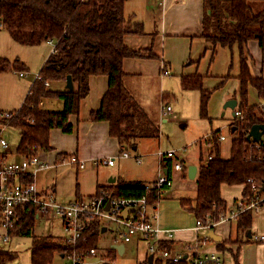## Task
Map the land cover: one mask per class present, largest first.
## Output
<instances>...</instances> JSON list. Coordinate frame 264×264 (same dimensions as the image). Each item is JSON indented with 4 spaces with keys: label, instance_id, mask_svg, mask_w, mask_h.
<instances>
[{
    "label": "trees",
    "instance_id": "16d2710c",
    "mask_svg": "<svg viewBox=\"0 0 264 264\" xmlns=\"http://www.w3.org/2000/svg\"><path fill=\"white\" fill-rule=\"evenodd\" d=\"M128 0H0V25L12 38L25 46L53 41L54 49L39 71L22 103L11 110L7 118L0 114V126L8 125L20 130L17 153L22 156L36 154L50 148L49 135L53 128L65 133L73 132L70 116L79 114L81 101L90 92V78L108 75L109 86L98 109L91 111L92 121H107L110 134L118 138L120 145L130 148L141 137H157L159 127L152 122L144 108L126 88L123 62L126 58H159L153 48H131L124 37L129 33H143L141 23L125 16ZM202 37L211 43L214 56L218 46L239 50L241 82L238 108L243 118H232L230 128L233 135L230 156L223 157L221 142L217 140L220 131H214L212 159L203 161L196 178L197 195L194 206L190 200L182 203L202 221L208 218L218 220L225 211L226 201L221 196L222 184H244V193L250 192L251 183L264 184V161L258 159L260 151L251 149L252 140L248 134L254 124L264 123V78L252 70L248 42L256 39L264 49V0H204ZM166 67V66H164ZM7 70H28L19 59L11 62L0 56V73ZM72 77L73 90L53 89L45 82H65ZM227 74L223 80L230 78ZM203 75H183L184 89H197L201 94V115L207 119L208 104L214 92L204 88ZM249 87L257 90L260 104L248 101ZM217 89V88H216ZM57 98L63 101L61 110L43 108L42 101ZM263 152V150H262ZM6 154L0 152V160ZM168 177L169 174L167 173ZM26 175L21 180L30 181ZM146 182L118 180L107 186H99L117 196H142L146 193ZM149 200L157 204L159 198L155 189L149 193ZM18 220L10 231L11 237L30 236L31 264H52L56 254L71 252L73 246L53 235L39 236L34 232L36 207L25 204L17 208ZM253 214L250 210L237 218L236 243L250 241L247 238L252 228ZM102 227L98 219L87 221L76 250L83 255L97 247ZM245 238V239H244ZM225 241L218 242L224 249ZM162 246L172 249L169 241ZM104 258L116 257V250L108 248ZM17 257L16 253L0 248V264H8ZM148 258L141 263L146 264ZM154 264H186L171 259L154 258Z\"/></svg>",
    "mask_w": 264,
    "mask_h": 264
},
{
    "label": "crops",
    "instance_id": "0c3cea01",
    "mask_svg": "<svg viewBox=\"0 0 264 264\" xmlns=\"http://www.w3.org/2000/svg\"><path fill=\"white\" fill-rule=\"evenodd\" d=\"M204 10V0H128L125 4L126 18L141 23L143 29V33L127 34L124 37L126 44L131 48L151 47L160 57L124 59V82L126 86H128L129 80H132L134 77H147L150 81H153V79L159 80L160 78L159 85L162 102L160 114L162 113L161 118L163 121H167L169 115H172L173 118H177L179 115L181 119L187 118L186 115L181 112L178 103L175 106L171 104L175 95L168 89L164 80H162L165 79V77L174 74V72L180 75V84L183 75H203L204 88L208 90L214 89V94L217 90L223 88L226 81L233 82V80H235V82H233L235 85L232 90L227 89L222 93H219H221L220 96L222 102L226 103L230 99H236L237 108L240 103L241 82L237 78V75L240 72L239 50L236 46L234 47L235 51L233 48L229 49L227 47L218 46L212 57V45L202 37ZM45 42L49 44V41ZM248 47L252 55V60L250 62L252 72L256 76H263L264 78V49L260 47L256 39L250 40L248 42ZM52 48L53 47H51L46 59L52 52ZM234 53H236V62L234 61ZM230 54L233 58H230ZM25 65L26 67L28 66L27 63ZM163 68L169 70V73L164 74ZM27 69H29V66ZM28 71L26 70L27 73H30ZM27 73L24 76H26ZM227 74H230L231 77L223 80V77ZM163 75L165 77H163ZM18 76L21 78L24 77L20 74ZM35 79L36 76L31 81L30 85ZM53 85H55L58 90L66 89V81L51 82L49 86L52 87ZM108 86V75L102 74L92 76L90 78V92L88 96L81 101L79 114L70 116V122L74 126L73 132L65 133L60 128L51 129L49 135L50 148L47 150H40L36 153L43 161L49 163L50 167L38 171L35 177V182L43 195L51 194L56 201L58 200L68 203L80 198L95 195L99 191V186L109 187V185L116 183L118 180L144 181L147 183L154 182L162 172L166 174L168 173L173 184L167 188L163 198L159 200L153 211L155 210L158 214L157 224L160 227L172 229L174 231V238L169 241L171 243L172 251L186 254L188 252L187 246L192 244L196 238L194 227L198 218L194 212L189 210L187 206L182 203V201L190 200L192 201V206L195 204V198L197 195L196 178L199 171V165L201 164V158L199 163H195L193 160L180 154L183 158V168L182 170H175L172 167L171 159L162 160L159 156L152 154L153 152H151V150L144 147L145 144H143L144 142L142 141L151 142L155 139H159L162 134L159 127L160 132L157 137L138 138L133 147L127 148L129 152L130 150L136 152L135 157H132L131 155V157L128 158H117L114 165L94 164V160L97 158L117 156L121 147L118 138L110 134V125L107 121H92L90 118L91 111L100 107L103 95L108 90ZM29 89H24L15 105L7 107V105L0 103V110L11 111L18 109L22 105ZM184 90L186 93L199 91L197 89ZM251 91L255 92L256 98H250ZM48 100L49 99L42 101V106L45 109L52 110L49 108L53 106L56 108L54 110H57L62 105L61 102H50ZM248 101L250 104L262 103V100L259 98L257 90L254 87H249ZM211 102L212 101H210L208 106L211 105ZM140 105L142 104L140 103ZM166 105L172 106V111L167 115L164 114V108ZM224 114L225 112L223 115ZM209 118L212 117L209 115ZM230 124L231 122L229 125ZM9 127L11 126L5 127L4 130H7ZM4 130L2 129L1 131L2 135ZM214 131L216 130L211 129V133ZM220 142L222 149V141ZM150 147L152 148L153 146ZM4 153L6 154V161H19L25 157L17 153V148L15 150L8 149ZM73 157L77 160L75 163L69 161L70 158ZM137 158H140V162H138ZM80 161L86 162L85 168L79 167ZM203 161L205 162V159ZM129 162H132L136 168H130L128 166ZM190 165H196L198 167L196 176L193 179L189 177L188 168ZM64 167H68L67 169L70 170L76 169L75 178L77 182L68 201L60 199V196L63 195L61 181L63 179L62 177L65 175L64 173L67 171L66 169L62 174V168ZM89 170L92 173L94 184L92 188H84L82 190V188H80L79 177L82 172ZM178 182L180 183V186L178 189H175V185ZM191 182L194 185L195 193H191L185 188ZM244 188V184H222L221 196L227 203L225 210L227 208H232L235 202L243 195ZM252 214V228L247 234V238H249L250 241L244 243L235 242L237 238V219H233L231 221L219 223L213 228L217 234L222 236L221 241H225L224 249L220 248L218 242L214 240H212L214 246L209 248L222 250L224 256L229 252V255L233 259V264H264V239L260 240L256 238V236L264 235V206L257 213ZM43 215H39L36 211V220L39 217H44L46 221H51L55 216L54 213ZM233 223L235 224L234 236H232ZM104 226L105 225H101L102 228ZM105 227L106 230H101L99 233L98 240L99 237H104V234L110 230V226ZM208 232L209 230L201 231L202 234H207ZM46 235H53L63 239L65 236V234L56 235L53 233L40 234L39 236ZM229 239H231L232 244H229L228 242L226 243ZM137 241L144 246L143 257L140 261V263H143L150 254L148 250L149 241L143 240L141 237H137ZM115 245H120V248L121 245L124 246V249H122V253L120 254L125 253L127 249L125 243L112 242L109 247L118 252V250L114 248ZM61 256L63 257V255Z\"/></svg>",
    "mask_w": 264,
    "mask_h": 264
},
{
    "label": "built area",
    "instance_id": "2783aa9c",
    "mask_svg": "<svg viewBox=\"0 0 264 264\" xmlns=\"http://www.w3.org/2000/svg\"><path fill=\"white\" fill-rule=\"evenodd\" d=\"M1 28V25H0ZM54 49L53 41H49ZM27 72L20 71L24 76ZM163 73L168 74L169 70L163 68ZM36 78L41 79L39 74ZM47 86L50 83L45 82ZM172 106L166 105L164 114H169ZM1 116L11 117L12 112L9 110H0ZM233 118H243V113L239 108L234 109ZM8 125L0 126V152L9 149L8 140L3 137L1 131ZM214 134L205 136L203 146L213 148ZM224 134L217 136L218 141L225 140ZM251 149L259 150L258 159L264 161V132L258 142L253 141ZM263 150V152H262ZM213 154H208L206 161L212 159ZM131 157L127 147L121 146L117 156L109 158H97L94 164L114 165L117 158ZM162 160H172V167L175 170H182L183 158L176 150L159 152ZM140 162V158H137ZM75 163L76 158L69 160ZM86 162L80 161L79 167L85 168ZM49 163L43 161L38 154L25 156L19 161H6L5 158L0 160V243L7 242L11 236L10 231L18 220L17 208L25 204H32L36 207L39 215L54 213L63 222L65 231L64 241L73 246L71 252L65 253L63 264H87L88 256H97L98 248L94 247L85 254L80 255L76 250L78 240L81 238L87 221L98 219L100 226H110L114 223L117 226L118 236L124 241H131L133 238L141 237L149 241L148 250L156 258L163 260L171 259L174 262L185 261L186 264H225L224 253L217 248H209L208 245L212 239L207 234H202V230H210L219 223L236 220L240 214L250 210L257 213L264 206V184H257L254 180L248 179L251 183L250 192L244 193L232 206L221 213L218 220L208 218L205 222L197 219L195 224L196 238L194 242L187 246L188 252H174L172 249L162 246L163 242L170 241L174 238L172 229H165L157 224L158 214L153 209L157 204H152L149 200V193L153 189L157 192L159 200L163 198L167 188L172 186L173 182L166 173H161L154 182H147L145 185L146 193L142 196H117L112 192L101 189L97 194L80 198L68 203H59L50 195H43L39 190L35 177L38 171L49 168ZM26 175L31 176L30 181L21 180ZM159 202V201H158ZM109 204V208L107 205ZM132 208L125 216L123 212ZM257 239L263 240L264 235L256 236ZM104 257V256H102ZM102 262L112 264L110 260L101 258Z\"/></svg>",
    "mask_w": 264,
    "mask_h": 264
},
{
    "label": "rangeland",
    "instance_id": "374dc122",
    "mask_svg": "<svg viewBox=\"0 0 264 264\" xmlns=\"http://www.w3.org/2000/svg\"><path fill=\"white\" fill-rule=\"evenodd\" d=\"M0 30V56L7 57L11 62L19 59L21 62L25 64L27 63L29 66V71H27L30 72L22 78L18 76L19 74H17L20 73L21 70H7L0 73V103L9 107L10 105L16 104L20 94L23 93L24 89L26 90L30 88L31 81L35 78L37 73H39L47 55L50 52L51 47L53 46L52 44H48L43 41L38 45H34L33 47H25L24 45L15 41L5 28L1 27ZM233 49L235 51V48ZM231 57L232 55L230 54V58ZM234 57V61L236 62V53H234ZM23 71L26 72V70ZM163 77L165 76L163 75ZM159 80L161 79L159 78ZM159 80L153 79V81H150V79L147 77H134L132 80H129L128 86L125 84L126 88L131 92L135 99H137L138 102L142 104L141 106H143L149 119L154 122L156 126L160 127V130L162 131L159 139L151 141L153 143L150 141H142L144 142L143 144H145L144 147H147V149L151 150V152H153L152 154H155L156 156H159V152L176 150L179 154H183L186 158L193 160L195 163H199L201 157L203 160L205 159V161L208 158V154L210 153L211 149L203 146V142L205 136L211 135V129H214L225 135L226 139L222 141L221 153L223 156L229 157L233 138L229 123L233 117L232 110L230 108L224 109L223 105L225 102H222L220 94L224 90H232L233 86L235 85V83H233L235 80H233V82L226 81L223 88L217 90L215 94L213 93L210 98V101H212L211 105L208 106V114L212 118L207 119L201 115L200 91L186 93V91L181 87L180 75L176 74L175 72L174 74L165 77V79L162 80H164L168 89L175 95V98L171 104L175 106L178 103V107L181 108V112L187 117L181 119L179 117L180 115L177 118H173L172 115H169L167 121H163L161 118L162 113L160 114L162 102ZM52 88L57 89L55 85H53ZM250 98H256L254 91L250 92ZM48 101L57 103L61 102L62 105L57 110L63 108L62 100L50 98ZM49 109L54 110L56 108L52 106ZM224 112L225 114L223 115ZM3 136L6 137L9 142V149L15 150L20 141V130L15 127H9L7 130L3 131ZM150 146L153 147L151 148ZM130 153L132 157L136 156V152L134 150H130ZM128 166L130 168H136L132 162H129ZM67 168L68 167L62 168V174ZM75 171L76 169H67V171L64 173L65 175L62 177L63 179L61 181V185L63 188V195L60 196V199L64 201H68V199H70V194L76 186L77 181L75 178ZM79 181L80 188H82V190L84 188H92L94 180L92 178L91 171L89 170L82 172L79 177ZM179 186L180 183H176L175 189H178ZM193 186L194 185L191 182L185 188L189 190V192L195 193V188ZM57 202L65 203L58 200ZM109 225L110 230L104 234V237H99L97 243V256H88L86 263L99 264L100 262L104 261L101 259V256L107 253L112 242H123L127 247L125 253L120 254L119 252H116L115 259H105L110 260L112 264H141L140 261L142 260L141 258L143 257L144 253V246L142 243L137 241V237L133 238L131 241H124L118 236L117 226L113 222ZM34 232L36 235L49 233L56 235L65 234L64 228L62 226V220L56 215L51 221H46L44 217L37 218L34 225ZM234 233L235 224L233 223L232 236L235 235ZM227 242L232 244L231 239L227 240L226 243ZM31 243L32 237L30 236H16L11 237L7 242L0 243V248L17 254V257L8 264H31ZM213 246V242L208 245V247ZM224 257L226 260L225 264H233V259L229 255V252H227ZM64 261V257L56 254L52 264H63Z\"/></svg>",
    "mask_w": 264,
    "mask_h": 264
},
{
    "label": "water",
    "instance_id": "95a60500",
    "mask_svg": "<svg viewBox=\"0 0 264 264\" xmlns=\"http://www.w3.org/2000/svg\"><path fill=\"white\" fill-rule=\"evenodd\" d=\"M66 88L69 90H73V88H74L72 77L70 75H68L66 78ZM236 106H237V100L236 99H230L224 104V109L230 108L231 110H233V115H234V109L236 108ZM263 132H264V123L254 124L251 127L250 132H249L247 137L249 140L258 142L260 140ZM197 170H198V167L196 165H190L188 168L189 177L192 179L195 178ZM263 189H264V185H263ZM108 208H109V204L107 205L106 209H108ZM131 210H132V208L126 209L123 212V215L126 216L128 214V212ZM105 230H106V227L104 226L102 228V231H105ZM207 234L212 240H214L216 242H220L222 240V236L217 234L213 228H211ZM119 246L120 245H115L114 248L117 249L119 253H122V249H124V246L121 245V248ZM99 264H106V262H101ZM147 264H154L153 254H149Z\"/></svg>",
    "mask_w": 264,
    "mask_h": 264
}]
</instances>
